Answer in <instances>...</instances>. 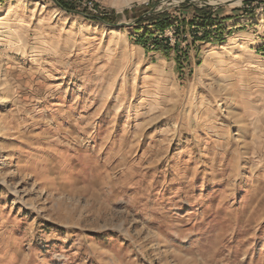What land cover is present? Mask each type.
I'll list each match as a JSON object with an SVG mask.
<instances>
[{"label": "rangeland", "instance_id": "374dc122", "mask_svg": "<svg viewBox=\"0 0 264 264\" xmlns=\"http://www.w3.org/2000/svg\"><path fill=\"white\" fill-rule=\"evenodd\" d=\"M66 1L0 0V264H264V0Z\"/></svg>", "mask_w": 264, "mask_h": 264}, {"label": "trees", "instance_id": "16d2710c", "mask_svg": "<svg viewBox=\"0 0 264 264\" xmlns=\"http://www.w3.org/2000/svg\"><path fill=\"white\" fill-rule=\"evenodd\" d=\"M61 6L65 9H75L70 2H67L66 0H59ZM190 5H186L183 4L182 7H187ZM198 11V18L197 20L193 21V26H195L196 29H203V33L201 36H197V34H195L196 38L195 40H200V41H206V42H219L221 40H223L225 38V36L223 35V29H224V25H223V21L224 19H222V17H217L215 16V13L213 11V9H206V10H202V9H196ZM94 19L98 20L99 18L94 17ZM107 21L112 22L113 19L111 18H106ZM171 15L169 12H164L161 14H157V15H150L148 17H146L145 19H143L142 21H140L139 23H137V27L138 29L142 28V25L144 23H147L151 26H153L154 28L157 29L158 32H160V34L162 35L165 32V29L167 27H169L171 25ZM195 32V31H194ZM138 33V32H137ZM149 37V31H147V33L145 35H141L139 38H137V41L139 44L145 46L146 48H150V46H154V50H160L161 48H165L168 49L170 48V42L168 39H161V37H159L158 35L154 36V43L149 44L148 43V39L146 38ZM179 46V44H178ZM178 46L176 45L174 47V50H176L178 48ZM170 50V49H169ZM168 52V51H167ZM179 57V55H177Z\"/></svg>", "mask_w": 264, "mask_h": 264}, {"label": "crops", "instance_id": "0c3cea01", "mask_svg": "<svg viewBox=\"0 0 264 264\" xmlns=\"http://www.w3.org/2000/svg\"><path fill=\"white\" fill-rule=\"evenodd\" d=\"M257 22V21H256ZM257 23H259V24H261V21L259 20V22H257ZM250 34H252L253 36H252V38H248L247 36V39H249V40H251L252 41V43H250L251 45L252 44H255V50H253V49H251V48H249L248 49V51H250V53H251V55L252 56H254V52L255 53H258V52H260L261 54H264V39H262L260 36H256V34L255 33H250ZM261 36H264V35H261ZM216 52V51H215ZM214 53V52H213ZM218 53V52H217ZM214 54H216V53H214ZM257 56H259L258 54H257ZM262 57V56H261ZM217 62V61H216ZM218 64V63H217ZM220 64V63H219ZM202 67H204L203 65H202ZM228 77L229 76H225V77H223V78H221V80L222 81H220L221 83H226V82H228L229 83V81L230 80H228ZM225 80H228V81H225ZM225 85H227V84H225ZM227 87V86H226Z\"/></svg>", "mask_w": 264, "mask_h": 264}, {"label": "water", "instance_id": "95a60500", "mask_svg": "<svg viewBox=\"0 0 264 264\" xmlns=\"http://www.w3.org/2000/svg\"><path fill=\"white\" fill-rule=\"evenodd\" d=\"M54 1H55V2H56L61 8H63L58 0H54ZM184 1L191 2V3L196 4L195 0H193V1H192V0H184ZM228 2H229V1H228ZM230 2H231V1H230ZM203 4H204V6H217V5H219V4L215 5V4L207 3V2H203ZM202 6H203V5H202ZM64 9H65V8H64ZM65 10L68 11L69 9H65ZM157 12H159V10L153 8V9H151V11H150L149 13H146V14H144V15H142V16L136 18L134 21L129 22V23H126V22L119 23V24H117V26H122V25H136L137 23H139L140 21H142V20L144 19V17H146L147 14H150V13H157ZM88 16H89V15H88ZM90 17H91V16H90ZM103 22L106 23V24H108V22H106V21H103Z\"/></svg>", "mask_w": 264, "mask_h": 264}, {"label": "bare ground", "instance_id": "6f19581e", "mask_svg": "<svg viewBox=\"0 0 264 264\" xmlns=\"http://www.w3.org/2000/svg\"><path fill=\"white\" fill-rule=\"evenodd\" d=\"M231 1L235 2V3L240 2V0H231ZM228 80H225V81H228ZM231 98H232V94L228 90H224V92L221 94V96L218 99L217 108L223 109L225 107V104L228 103ZM240 109H241V106H239L238 109L234 111V115H236ZM0 162H1V160H0Z\"/></svg>", "mask_w": 264, "mask_h": 264}, {"label": "built area", "instance_id": "2783aa9c", "mask_svg": "<svg viewBox=\"0 0 264 264\" xmlns=\"http://www.w3.org/2000/svg\"><path fill=\"white\" fill-rule=\"evenodd\" d=\"M90 3V2H89Z\"/></svg>", "mask_w": 264, "mask_h": 264}]
</instances>
